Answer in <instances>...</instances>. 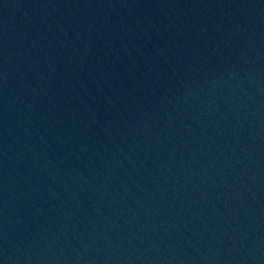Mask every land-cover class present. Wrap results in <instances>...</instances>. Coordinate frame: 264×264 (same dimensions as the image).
Segmentation results:
<instances>
[{
  "label": "water",
  "instance_id": "water-1",
  "mask_svg": "<svg viewBox=\"0 0 264 264\" xmlns=\"http://www.w3.org/2000/svg\"><path fill=\"white\" fill-rule=\"evenodd\" d=\"M0 264H264V0H0Z\"/></svg>",
  "mask_w": 264,
  "mask_h": 264
}]
</instances>
